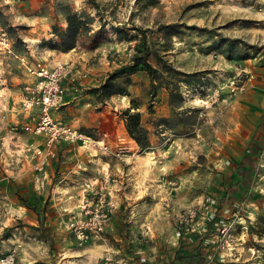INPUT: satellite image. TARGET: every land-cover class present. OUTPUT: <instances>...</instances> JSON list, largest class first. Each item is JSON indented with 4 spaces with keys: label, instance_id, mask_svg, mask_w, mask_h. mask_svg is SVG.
Instances as JSON below:
<instances>
[{
    "label": "rangeland",
    "instance_id": "rangeland-1",
    "mask_svg": "<svg viewBox=\"0 0 264 264\" xmlns=\"http://www.w3.org/2000/svg\"><path fill=\"white\" fill-rule=\"evenodd\" d=\"M95 1L97 8L87 0H0V26L19 51L46 63L70 61L86 73L66 85L68 103L54 110L53 118L93 138L98 128L110 131L105 154L138 161L143 189L160 192L148 193L146 206L157 217L177 210L180 218L168 217L178 234L202 211L207 233L230 258L234 259L233 252L240 258L246 252L252 261L255 258L251 264H264V0ZM65 6L92 19L90 30L78 36L75 47L60 51L45 42L57 39L53 24L65 28ZM142 32L154 68L159 69L156 52L186 74L179 75L186 80L179 83L181 99L175 94L172 104L163 87L151 91L150 78L142 70L114 77L109 95L92 91L111 71L130 62ZM25 80L16 61L0 58V254L15 249L14 264H68L75 257L73 249L91 242L79 244L63 230L61 219L67 218L50 199L52 183L34 187L45 166L62 157L57 152L41 171L33 167L37 157L26 147H42L43 138L23 128L31 121L19 110ZM63 107L68 108L62 111ZM127 108L140 114L149 141L146 149L141 150L126 132L122 112ZM60 175L58 164L48 171L53 180ZM92 188L112 209L104 231L97 234L103 237L114 205L108 182L83 184L89 197ZM27 192L36 195L33 202L24 195ZM29 214H34V224L26 222L31 221ZM50 218L57 225H48ZM130 224L124 221L111 234L116 255L123 244L131 245L130 239L138 244L148 239V228L136 231ZM23 227L30 228L34 240L15 239ZM226 263L248 264L238 257Z\"/></svg>",
    "mask_w": 264,
    "mask_h": 264
},
{
    "label": "crops",
    "instance_id": "crops-1",
    "mask_svg": "<svg viewBox=\"0 0 264 264\" xmlns=\"http://www.w3.org/2000/svg\"><path fill=\"white\" fill-rule=\"evenodd\" d=\"M68 84L70 82L67 81L65 85ZM71 86H74V83ZM79 100L80 98L74 103ZM65 102L68 103V101H64L63 104ZM66 108L68 107H63L62 111ZM109 135L110 131L107 129L98 128L95 138L107 144L110 138ZM123 135L122 132V137ZM56 149L62 159L60 161L53 160L46 165L43 175L40 174L39 178L35 177L34 187L40 188L42 184L52 183L50 186V199H55L56 205L58 204L56 209L61 216L65 215L68 219L72 214L79 212V206L82 204L84 197L87 196L83 189V184L87 182H90V184L99 182L100 185L108 182V192L114 205V215L105 236L90 238L84 241L91 242L88 246L73 249L72 254L75 257L72 256L71 259H68V264H97L102 257V255L99 256L100 254L117 256V260L125 259L126 264H229L226 261H236L237 257L239 261L251 264L250 253L245 252V257L241 256L240 258L238 256L240 255L239 252H233L234 259L230 258L226 248L218 245L210 237L211 233H207V224L204 223L202 211L195 218L186 221L179 234L170 217H168L169 215L172 216L173 220V215L176 214L178 219L180 213L177 210L170 212L168 216L160 215L157 217L158 214L153 212V208L146 206L144 199L149 198L148 193L153 195L160 192L155 189L149 191L143 189V168L138 165L136 159L117 158L100 150L86 149L79 145L71 146L66 142L59 144ZM57 164L61 170V175L53 180L48 176V171ZM46 189L47 186L44 190ZM24 195L29 202H33L36 197L35 194L29 192ZM17 211L21 213L22 210L18 209ZM45 213L48 214L49 212L46 211ZM29 216L31 221L26 220V222H33L34 224L36 222L34 214H29ZM66 221L62 217L63 230L73 240L79 242L71 232L66 230ZM124 221L131 223V228L136 231H139L140 227L143 231H145L143 227L148 228L149 236L146 241L139 244L135 242V239H130L131 245L123 244L121 247L122 252L119 249L120 254L116 255L119 251L112 246L109 240L113 237L111 236L113 232H118L121 229ZM50 223L56 224V220L51 221L50 218L47 224L50 225ZM23 228L24 232L16 233L15 239L22 238L23 240L25 236L27 239L34 240L35 235L31 233L30 228ZM81 243L79 242V244ZM134 249L136 250L134 251ZM253 259L252 262H255V258ZM63 264H66V261Z\"/></svg>",
    "mask_w": 264,
    "mask_h": 264
},
{
    "label": "built area",
    "instance_id": "built-area-1",
    "mask_svg": "<svg viewBox=\"0 0 264 264\" xmlns=\"http://www.w3.org/2000/svg\"><path fill=\"white\" fill-rule=\"evenodd\" d=\"M25 48L29 51L28 44ZM31 52L22 53L16 48L15 40L0 26V58H11L26 76L19 96V110L31 121L23 125L25 131L43 138L42 147L28 146L33 157H37L34 168L41 171L48 160L56 157V144L66 141L86 149L108 152L107 145L100 139L81 132L69 124L55 120L53 111L64 101L65 83L86 77L76 64L58 61L53 64L32 59ZM31 57V58H30ZM92 188L79 206V212L72 214L66 221V229L80 242L104 231L111 216V206L103 202V194ZM96 198V200L94 199ZM94 199V200H93ZM15 249L0 254V264H14ZM97 264H125L122 260L103 256Z\"/></svg>",
    "mask_w": 264,
    "mask_h": 264
},
{
    "label": "trees",
    "instance_id": "trees-1",
    "mask_svg": "<svg viewBox=\"0 0 264 264\" xmlns=\"http://www.w3.org/2000/svg\"><path fill=\"white\" fill-rule=\"evenodd\" d=\"M87 2L96 8L98 7V3L95 0H87ZM62 14L66 22L65 28L53 24L51 29L57 39L45 43L53 49L68 51L75 47L80 34L90 30L88 23L92 18L84 12L72 11L69 6L63 8ZM199 29L205 30V28ZM145 40V34L142 32L139 36V42L135 46V52L131 55L130 62L111 71L105 81L100 86L93 88L92 91L95 93L104 91L105 94L109 95L110 91L114 88L112 84L114 77L142 70L150 78L151 91H155V88L158 86L163 87L167 91L170 104H172V98L175 94L181 99L179 83H183L186 80L181 79L179 75L186 74L173 68L170 62L161 58L156 52H154V57L159 65V69L154 68L149 61L150 52ZM236 40L233 39V41ZM122 115L128 136L136 142L141 150L146 149L149 146V141L146 130L140 123L139 112H130V108H127L122 112Z\"/></svg>",
    "mask_w": 264,
    "mask_h": 264
}]
</instances>
